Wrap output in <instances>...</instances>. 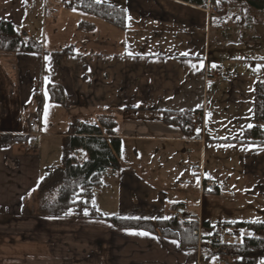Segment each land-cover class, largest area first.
Returning <instances> with one entry per match:
<instances>
[{"label": "crops", "instance_id": "1", "mask_svg": "<svg viewBox=\"0 0 264 264\" xmlns=\"http://www.w3.org/2000/svg\"><path fill=\"white\" fill-rule=\"evenodd\" d=\"M96 1L124 9L127 29L63 0H0V21L43 47L42 54L0 53V264H234L227 257L208 260V244L180 251L174 240L119 231L105 221L37 215L34 193L54 167L51 151L61 153L70 124L103 115L114 117L122 153L120 172L95 196L99 214L156 221L177 207L183 219L216 225L237 222L221 200L227 193L241 197L232 204L243 209L245 199L264 200V145L240 143L253 124L264 58L219 46L230 25L227 12L211 15L177 0ZM82 23L93 31L81 30ZM207 68L220 69L228 81L207 78ZM164 111H199L202 118L185 136L163 123ZM221 147L241 154L239 178L210 166L222 161L214 151ZM224 160L228 166L229 157ZM203 179L216 191L204 193Z\"/></svg>", "mask_w": 264, "mask_h": 264}, {"label": "trees", "instance_id": "2", "mask_svg": "<svg viewBox=\"0 0 264 264\" xmlns=\"http://www.w3.org/2000/svg\"><path fill=\"white\" fill-rule=\"evenodd\" d=\"M198 8H206L208 3L216 7V0H177ZM251 8L264 10V0H243ZM71 9L94 15L108 24L120 29H127V15L118 6L96 0H63ZM81 30L93 31L94 27L82 23ZM69 52V51H68ZM0 53L3 54H42V45L19 33L12 24L0 21ZM41 105H39L40 112ZM196 116L194 112H162V121L166 125L177 127L185 136L192 133ZM253 127L245 129L240 143L244 145H264V67L261 80L255 85L252 107ZM199 123V122H198ZM14 138L12 141H17ZM82 154L80 164L75 154ZM122 142L117 132L114 117L103 115L94 123L74 122L69 125L62 150V167L46 169L34 193L37 215L44 219H73L105 221L118 230L143 231L159 235L179 243L180 251H194L201 244H208L211 256L227 257L234 264H258L264 260V223L225 222L224 228L249 230L255 235L243 238L241 243H222L217 233V224L202 223L201 237L197 218L183 220L175 216L169 219L150 221L145 219H125L118 216H103L94 205L95 196L105 187V180L117 175L121 170ZM178 208L174 207L173 211ZM87 210L88 215H85ZM209 253V254H210ZM208 254V255H209Z\"/></svg>", "mask_w": 264, "mask_h": 264}, {"label": "rangeland", "instance_id": "3", "mask_svg": "<svg viewBox=\"0 0 264 264\" xmlns=\"http://www.w3.org/2000/svg\"><path fill=\"white\" fill-rule=\"evenodd\" d=\"M216 7L219 8L218 10L220 11L225 10L227 12L226 15L229 20L224 22L225 24L226 23L230 24L228 25V29L225 28V32H224L225 37L220 38L223 44H220L219 46L223 47L225 52H229L230 54L233 55L264 58V10L262 14H260L259 12L252 9L249 5H247L245 1L243 3V0H216ZM201 9L205 10L211 15H218V13H220L219 11H217V9L214 6L210 5L209 3L206 8H201ZM230 38H232V40H237L238 44L228 43V40ZM214 46H216V42L214 43ZM220 66H223V68L228 71L230 69V68L228 69L225 66V64H220ZM252 68L253 67H249L248 70H251ZM211 110L214 111L215 113H218V110L216 109L215 100L211 102ZM34 139L35 138L33 137L31 140ZM47 149H50V147H47ZM232 150H233L232 147H221L218 150H214L215 152L219 151L218 155L220 156V159H222V161L218 163L216 161H211L210 166L218 169L222 168V169L233 170L234 180H235L236 178H239L238 174L240 173V167H242L241 166L242 158H240L241 154L238 155L236 151L233 152ZM51 155H52L51 162L54 165V167L52 168L62 167V151L60 154L57 153L55 154L53 151H51ZM227 157H229L230 160V164L228 166L223 164V162L225 161L224 159ZM44 159H46V156H44ZM205 185H206V180L203 179V181L201 182L202 191H203V186L205 187ZM106 186H107V182L105 180V187ZM214 197L217 198V196ZM239 198L241 197H236V196L233 197L230 193H227L225 197L221 199L223 202L228 203L226 209L232 215L233 214L235 215L234 219H237L236 220L237 222L264 223V211L262 212L259 211L260 208L264 206L262 204L264 203V200H262L261 198L255 200L245 199L244 201H246V203L248 204L243 209L242 207H240V205L234 206L232 204V202H235ZM111 199L113 202V198ZM98 207H101V209L105 211H107L108 208H111L108 204H103L102 202L101 203L98 202ZM173 216H175V213L171 212L169 218ZM66 220H73V219H66ZM181 220H183V218H181ZM79 221H90V220H79ZM253 221H259V222H253ZM198 222L200 227V235L201 237H204L206 235L202 231V227H201L202 223L204 222L201 223L199 220ZM216 226H217V231L220 234V239L222 243L238 244L242 242L243 238L253 237L255 235L253 232L249 230H241L239 231L240 235H234L235 230H229L227 228H224L220 224H217ZM119 231H129V230H119ZM262 262H264V260H261L259 264H262Z\"/></svg>", "mask_w": 264, "mask_h": 264}, {"label": "built area", "instance_id": "4", "mask_svg": "<svg viewBox=\"0 0 264 264\" xmlns=\"http://www.w3.org/2000/svg\"><path fill=\"white\" fill-rule=\"evenodd\" d=\"M206 75H207L208 77H210V78H212V79L218 81V82H227V78H225L224 75H223V73H222L220 70H218V69H209V70L206 71ZM197 120H200V116H197ZM35 126H36L35 121H32V122L29 124V128H30V129H34ZM75 156H76L77 158H79V154H75ZM79 162H80V164H83V160H80ZM205 189H206L207 191L212 192V191L215 190V187H214L213 185H211V184H207V185L205 186ZM177 216H179V215H177Z\"/></svg>", "mask_w": 264, "mask_h": 264}, {"label": "snow or ice", "instance_id": "5", "mask_svg": "<svg viewBox=\"0 0 264 264\" xmlns=\"http://www.w3.org/2000/svg\"><path fill=\"white\" fill-rule=\"evenodd\" d=\"M25 2H26V0H25ZM183 55H188V53H183ZM193 67L195 68L196 66L195 65H193ZM213 67H215V65H213ZM46 79V81H47V77L45 78ZM248 127L249 128H252L253 127V125L252 124H249L248 125ZM98 210V209H97ZM85 215H88V212H87V210H85V213H84ZM133 219H137V220H139V219H141V217H132ZM153 219H155V217H153ZM164 219H169V217H164ZM253 222H259V221H253ZM134 234H137V235H149V233H146V232H138V233H134ZM173 243H177L176 241H173ZM262 264H264V262H262Z\"/></svg>", "mask_w": 264, "mask_h": 264}]
</instances>
